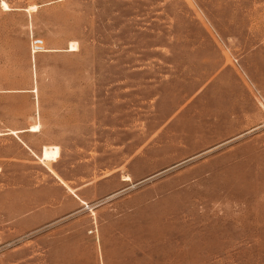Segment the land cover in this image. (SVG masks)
<instances>
[{
    "label": "rangeland",
    "instance_id": "rangeland-1",
    "mask_svg": "<svg viewBox=\"0 0 264 264\" xmlns=\"http://www.w3.org/2000/svg\"><path fill=\"white\" fill-rule=\"evenodd\" d=\"M0 133V264H264V0H0Z\"/></svg>",
    "mask_w": 264,
    "mask_h": 264
},
{
    "label": "bare ground",
    "instance_id": "bare-ground-1",
    "mask_svg": "<svg viewBox=\"0 0 264 264\" xmlns=\"http://www.w3.org/2000/svg\"><path fill=\"white\" fill-rule=\"evenodd\" d=\"M4 7H6L8 10H10L9 6L6 3H4ZM36 9H37V7L35 6V7H31L30 9H28V11H31V10L36 11ZM43 44H44L43 41H36L35 44H34V53H38V52H41V51L48 52V50L45 49ZM70 47H71L70 51H77L78 44L77 43H72ZM32 128L34 130H36V129L40 128V125H35ZM32 132H34V131L32 130ZM0 136H1V133H0Z\"/></svg>",
    "mask_w": 264,
    "mask_h": 264
}]
</instances>
